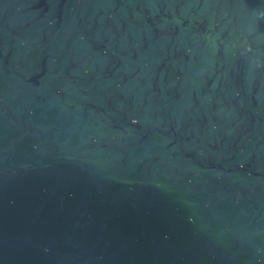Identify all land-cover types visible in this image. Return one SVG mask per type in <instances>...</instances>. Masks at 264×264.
<instances>
[{
  "label": "water",
  "instance_id": "1",
  "mask_svg": "<svg viewBox=\"0 0 264 264\" xmlns=\"http://www.w3.org/2000/svg\"><path fill=\"white\" fill-rule=\"evenodd\" d=\"M0 264H264V0H0Z\"/></svg>",
  "mask_w": 264,
  "mask_h": 264
}]
</instances>
